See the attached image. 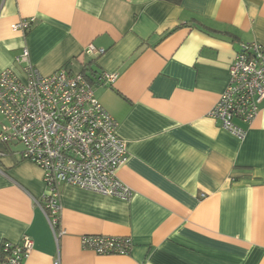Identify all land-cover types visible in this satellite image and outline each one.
I'll list each match as a JSON object with an SVG mask.
<instances>
[{"label":"crops","instance_id":"1","mask_svg":"<svg viewBox=\"0 0 264 264\" xmlns=\"http://www.w3.org/2000/svg\"><path fill=\"white\" fill-rule=\"evenodd\" d=\"M241 42L264 46V0H0V70L21 76L26 48L42 74L84 72L125 141L117 176L132 190L62 184L53 232L41 169L0 143V246L28 235L23 264H264V101L235 120L243 138L209 115ZM103 73L116 76L97 84ZM86 234L131 248L97 254Z\"/></svg>","mask_w":264,"mask_h":264},{"label":"built area","instance_id":"2","mask_svg":"<svg viewBox=\"0 0 264 264\" xmlns=\"http://www.w3.org/2000/svg\"><path fill=\"white\" fill-rule=\"evenodd\" d=\"M32 20V19H31ZM31 20L12 25L26 30ZM102 53L89 45L86 52ZM25 62L22 75L11 68L0 70V143L15 142L22 146L21 157L42 171L45 192L39 206L51 229L59 220V187L69 184L105 195L129 200L132 190L117 176L125 161V141L117 134V122L101 105L92 83L81 72L61 67L42 74L28 62L23 48L15 57ZM115 74H98L96 83L112 81ZM264 101V46L241 42L229 66L225 89L209 111L221 126L238 138L245 130L236 119L250 122ZM2 155V151H0ZM83 248L97 254H127L128 236L86 234ZM32 249V239L23 235L19 243L3 242L0 264H23ZM54 264H59L58 258Z\"/></svg>","mask_w":264,"mask_h":264},{"label":"rangeland","instance_id":"3","mask_svg":"<svg viewBox=\"0 0 264 264\" xmlns=\"http://www.w3.org/2000/svg\"><path fill=\"white\" fill-rule=\"evenodd\" d=\"M0 121L1 122L4 121L1 115H0ZM9 143H11V145L14 146L17 149H20V150L22 149V146L19 143H16V141L15 142L14 141L13 142H9Z\"/></svg>","mask_w":264,"mask_h":264},{"label":"trees","instance_id":"4","mask_svg":"<svg viewBox=\"0 0 264 264\" xmlns=\"http://www.w3.org/2000/svg\"><path fill=\"white\" fill-rule=\"evenodd\" d=\"M168 1H171V2H173V3H175V4H179V3L181 2V0H168ZM81 73L84 74V72H81ZM84 75H85V74H84Z\"/></svg>","mask_w":264,"mask_h":264}]
</instances>
